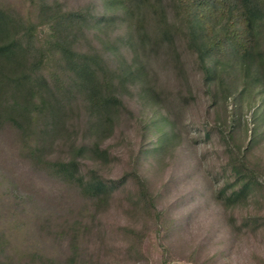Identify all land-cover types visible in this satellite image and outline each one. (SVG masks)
I'll return each mask as SVG.
<instances>
[{
    "label": "rangeland",
    "instance_id": "obj_1",
    "mask_svg": "<svg viewBox=\"0 0 264 264\" xmlns=\"http://www.w3.org/2000/svg\"><path fill=\"white\" fill-rule=\"evenodd\" d=\"M111 1L0 0V7L32 22L35 45L46 46L50 28L38 8L49 4L68 29L82 26L83 37L73 32L77 51L104 52L111 70L135 69L126 37L142 13L129 20L123 0ZM196 1L161 0L171 35L167 44L154 39L152 20L142 28L145 70L120 89L126 112L101 144L109 163L78 159L85 178L111 188L105 201L51 176L45 160H68L69 143L40 144V154L32 155L35 143L9 126L0 130V264H264V94L248 88L240 95L242 79L223 41L225 32L239 38L240 20L225 31L211 8ZM132 3L141 7L140 0ZM197 13L202 25L191 34L214 38L216 58L231 62L215 80L211 72L205 77L187 44ZM101 16L109 17L107 28L96 25ZM60 69L55 57L43 73L63 82ZM72 122L79 141L84 111L72 114Z\"/></svg>",
    "mask_w": 264,
    "mask_h": 264
},
{
    "label": "trees",
    "instance_id": "obj_2",
    "mask_svg": "<svg viewBox=\"0 0 264 264\" xmlns=\"http://www.w3.org/2000/svg\"><path fill=\"white\" fill-rule=\"evenodd\" d=\"M125 1H128L127 5ZM112 2L110 0L111 5ZM196 2L209 6L225 31L236 26V22L232 24L236 17L240 20L241 37L233 36L235 32L232 30V35L225 32L223 38L232 65L242 79L240 95L248 88H257L260 94H264V50L260 47L261 35L264 33V0ZM139 4L141 7L134 5L132 0L122 1L123 9L130 16L129 20L137 12L142 13L133 22L135 28L133 32L130 31L133 38H130L131 35L126 37V41L132 43V65L136 68L131 69L123 64L112 70L104 52H96L94 48L77 51L73 32L82 36V26L75 23L68 29L71 26L65 24V19H57L60 14L55 13L49 4L44 10L38 8V15L50 28L51 41L46 46L35 45V26L32 22H25L0 7V130L9 126L25 143H35L31 146L32 155L40 154V144L46 148L48 143H69L68 160H45L44 164L52 177L81 187L89 198L97 201L108 199L111 188L100 179L91 178L94 176L85 178L81 174L78 159L88 155L91 161L109 163L108 153L101 144L111 136L119 115L125 111L119 98L120 89L128 88L127 84L133 83L136 76L145 70L141 59L148 47L147 34L142 30L145 22H154L156 29L153 34L158 42L167 44L171 35L172 25L166 23V18L160 12L163 8L161 0H140ZM180 12H184L183 8ZM199 17V13L194 14L190 21L193 27L188 28L187 44L203 64L205 77L208 79L211 72L210 75H214L212 80H215L220 71L230 68L231 62L230 59L223 62L221 56L216 58L215 53L218 51L212 45L214 38H203L202 34L197 33L198 30L191 34L190 28L202 25ZM109 23L110 19L106 16L96 21L97 26L106 24V28ZM55 57L61 65L62 77H65L63 82L60 77H56L53 83L43 73ZM207 61L209 66L205 67ZM221 81L225 85V79ZM145 87L142 85L141 89L147 92ZM81 111L85 114V135L78 141V131L71 123V115ZM90 174L95 175L96 172L91 171Z\"/></svg>",
    "mask_w": 264,
    "mask_h": 264
}]
</instances>
